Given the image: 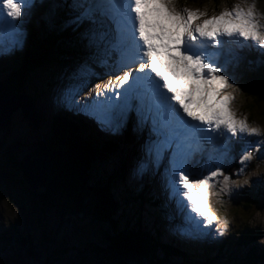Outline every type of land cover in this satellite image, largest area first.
Returning <instances> with one entry per match:
<instances>
[{
    "label": "snow or ice",
    "instance_id": "snow-or-ice-1",
    "mask_svg": "<svg viewBox=\"0 0 264 264\" xmlns=\"http://www.w3.org/2000/svg\"><path fill=\"white\" fill-rule=\"evenodd\" d=\"M176 5L177 0H48L50 19L67 9L64 27L79 33L86 53L58 102L112 134L131 121L143 136L131 174L160 176L168 200L175 201L188 225L181 229L186 243L216 244L229 224L215 213L210 197L230 196L249 183L232 177L241 175L254 156L258 164L264 161L258 155L264 132L233 110L228 89L236 85L213 49L231 41L264 54V15L254 0H239L215 15ZM43 7L45 0H0V31L9 36L0 55L22 45L25 17ZM93 65L103 67L109 80L103 89L97 84L90 98L77 99L97 75ZM245 137L258 139L245 142L233 156L232 142ZM234 161L240 167L226 174ZM217 183L219 191H213ZM0 200L12 201V194L0 188Z\"/></svg>",
    "mask_w": 264,
    "mask_h": 264
},
{
    "label": "rangeland",
    "instance_id": "rangeland-1",
    "mask_svg": "<svg viewBox=\"0 0 264 264\" xmlns=\"http://www.w3.org/2000/svg\"><path fill=\"white\" fill-rule=\"evenodd\" d=\"M238 2L239 0H196L192 3L191 0H177L176 6L178 8H198L209 15H215ZM254 2L257 11L264 15V0H254ZM47 3L48 0H45V7L32 12L30 16L32 21L43 15L47 16ZM52 28L60 29L54 23H52ZM23 29L25 37L22 45L5 54L4 60L2 59L0 81L9 79L15 83L19 91L25 90L41 122H39L38 129H35L32 123L22 115L21 110H18L13 113L10 126L4 130L0 129V143L3 144L0 148V188L10 192L12 201H14L13 203L10 200H0V261L2 264H114L97 249L98 247L104 249L107 246L108 237L113 235L111 225L91 224L81 217L75 218L69 214L61 218L55 210L44 208L37 197L21 182L22 171L19 161L24 155L36 150L43 139L49 135L52 119H54L52 116H68L70 113L72 116H83L88 121L93 120L82 112L72 110L58 102L63 89L70 83L69 76L86 59L84 46L82 55L72 53L75 57L68 59L60 56L50 65L33 73L29 82L24 84L21 64L30 36L25 26ZM8 41L9 36L6 33L5 36H0V46H6ZM76 42L83 45L79 37ZM230 42L226 41L221 47L213 50L219 62L227 64L228 75L233 77L236 85V90L228 89L234 96L232 108L237 115L246 118L250 125L264 132V103L257 102L255 95L250 96L246 93L249 85L254 89H259L264 83V54L254 46L248 45L249 47L244 46L241 49L234 47ZM96 66L101 68L99 65ZM93 70L97 75L89 79L87 87L79 93L77 99H86L85 90L87 89L95 95V86L100 84L103 89V85L109 80V76H103L95 69ZM112 78L114 79V75ZM34 92L38 96H35V100ZM41 109L44 114L46 111L49 115L46 121H43L45 116L40 112ZM101 133L118 143L119 149L106 163L95 168L93 177L96 182L113 172H124V179H116L111 182L113 187H109V194L113 195L117 207L114 220L118 222L120 230L144 229L150 234L160 230L162 235L159 238L164 242L169 241L166 237L178 238L184 243L186 249H190L188 254L201 256L205 258V261L215 260L216 264H246L245 257L248 247L240 245L242 233H249L250 240L257 237V241L251 242L250 248L264 253V211H257V209L264 208V161L258 164L254 156L241 175L232 177L233 180L240 181L247 179L248 184H243L230 196L222 195L219 199L210 197L215 213L229 224L226 237L216 244L193 246L185 242L186 237L181 229L187 228L188 225L184 223L183 214L177 210L175 201L168 200L160 176H153L149 171L143 178H140L133 176L130 172V163L139 155V147L143 140L141 134L133 131L132 122L129 121L128 126L117 134L104 130ZM257 139V137H245L241 140H234L232 143L236 150L232 151V155L238 157L245 142L254 143ZM258 155H264V150ZM166 164L165 160L164 165ZM239 167L238 163L232 162L225 170L226 174L235 172ZM199 169L200 165L195 164L194 171H199ZM160 172H163V167L160 168ZM124 181L132 188L148 187L152 203L153 201L160 203L162 199L167 204L166 210L160 208L155 210L151 204L140 201L137 205L125 203L120 198L121 194L117 192V190L124 191L122 186ZM219 187L217 183L213 191H219ZM39 191L43 192V189ZM157 197L160 198L159 201ZM167 209L173 216L168 215ZM157 256L162 258L161 253H157ZM201 261L204 262V259L200 260V263ZM144 263L149 264V261ZM165 264H184V259L179 256L172 257Z\"/></svg>",
    "mask_w": 264,
    "mask_h": 264
},
{
    "label": "trees",
    "instance_id": "trees-1",
    "mask_svg": "<svg viewBox=\"0 0 264 264\" xmlns=\"http://www.w3.org/2000/svg\"><path fill=\"white\" fill-rule=\"evenodd\" d=\"M195 1L191 0L192 3ZM66 19L67 10L63 9L57 10L56 16L52 19L48 14L36 18L35 21L25 17L23 26L26 27L30 40L21 64L24 84L29 82L33 73L50 65L58 57L63 56V59H68L75 57L72 53L82 55L83 45L76 42L79 33L73 31L71 27H64ZM52 23L60 29L52 28ZM93 69L103 76H109L103 67L98 68L93 65ZM5 81L16 87L15 83L9 79ZM260 86L259 89H254L249 85L246 93L250 96L255 95L257 102L264 103V83ZM19 92L26 93L25 90ZM33 96L35 100L37 94L34 92ZM91 96H93L92 91L85 90V98L88 99ZM40 112L45 116L43 121H46L49 115L46 111L44 114L42 109ZM52 117L54 119H52L49 135L43 139L36 150L30 152L33 156L50 162L46 195L42 201L45 206L55 208L61 215L81 216L91 224L111 225L113 235L108 237L107 246L104 249L100 247L97 249L100 254L113 259L117 264H145L144 262L148 261L149 264H165L172 257L177 258V256L184 259V264H216L215 260L205 261V258L196 254L188 255L177 251L179 249L172 244L160 242L154 232L155 236L148 233L149 231L145 232L144 229L120 230L118 222L114 220L117 207L113 195L109 194V187H113L111 182L116 179H124V172H113L96 182L93 177L95 168L106 163L114 153L118 152V143L110 138L99 136L93 125L83 116H72L68 113V116H65L66 119ZM37 120L38 123L41 122L38 116ZM101 137L104 138L101 139ZM122 186L124 191L117 190V192L121 194L120 198L125 203L137 205L140 201L159 208V203L155 201L152 203L148 187L132 188L125 181ZM242 234L243 237L239 243L241 246L248 247L245 263L264 264V253L250 248L251 242L257 241V237L253 241L249 239V233ZM157 253H161L162 258H159ZM202 259L204 262L200 263Z\"/></svg>",
    "mask_w": 264,
    "mask_h": 264
},
{
    "label": "water",
    "instance_id": "water-1",
    "mask_svg": "<svg viewBox=\"0 0 264 264\" xmlns=\"http://www.w3.org/2000/svg\"><path fill=\"white\" fill-rule=\"evenodd\" d=\"M18 110H21L22 115L32 123L35 129H38L39 123L37 116L33 110V106L28 95L26 93H20L17 88L8 81H0V129L4 130L10 126L13 113ZM2 145L3 144L0 143V148H2ZM19 167L22 171L21 182L23 185L29 188L28 190L37 197L38 201L44 208L55 210L62 218L65 214L61 215L55 208L45 206L42 202L44 199L43 197L46 195L45 189L49 178V160L33 156L30 153L22 157L19 161ZM39 189H43V192L39 191ZM73 217L76 218V216ZM80 217L81 216H78V218ZM81 219L87 220L83 217H81ZM106 258L113 261L114 264H117L113 259L108 257Z\"/></svg>",
    "mask_w": 264,
    "mask_h": 264
},
{
    "label": "bare ground",
    "instance_id": "bare-ground-1",
    "mask_svg": "<svg viewBox=\"0 0 264 264\" xmlns=\"http://www.w3.org/2000/svg\"><path fill=\"white\" fill-rule=\"evenodd\" d=\"M0 36L2 37V36H5V32H3V31H0ZM230 44H233V46L234 47H236V48H241L242 49V47H238L236 44H234V43H231L230 42ZM249 47V46H248ZM246 48V47H245ZM1 56V58H0V64H2L3 63V58H4V55H0ZM3 59V60H2ZM36 114H37V112H35ZM65 116V115H64ZM64 116H57V117H60V118H65ZM67 118V117H66ZM65 118V119H66ZM89 123H91L93 126V128L96 130V132H97V134L99 135V136H103L102 135V133H101V129H100V127L97 125V123H96V121L93 119V120H90L89 121ZM105 137V136H104ZM107 138H109L108 136H106ZM139 139V138H138ZM235 147H233V150L232 151H234L235 152ZM158 198V197H157ZM160 200V198H158V201ZM161 202L158 204L159 206V208H161L162 210L163 209H165L166 210V208H167V204L161 199L160 200ZM152 208H155V210H156V206L155 207H152ZM170 209V208H169ZM164 210V211H165ZM167 211H169L168 213V215H170V216H173L172 215V213L170 214V210H168L167 209ZM166 211V212H167ZM183 218V217H182ZM181 219V218H180ZM187 226V225H186ZM147 227H148V225H147ZM154 233H156L155 235H157L158 236V240L160 241V242H162V243H168V244H172L174 247H176V248H178L179 250H177V251H181V252H185L186 254H188L189 252H190V249L188 250V249H186L185 248V245H184V243L182 242V241H180L178 238L176 239L175 237L173 238V237H171V238H168V237H166L169 241L167 242V241H165L164 242V240L163 239H160L159 238V236H161L162 235V233H160V230H158L157 232H154ZM188 255H190V254H188ZM194 255V254H193Z\"/></svg>",
    "mask_w": 264,
    "mask_h": 264
}]
</instances>
